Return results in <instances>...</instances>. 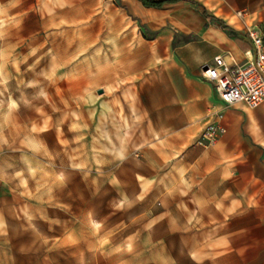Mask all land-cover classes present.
<instances>
[{
    "label": "rangeland",
    "instance_id": "rangeland-1",
    "mask_svg": "<svg viewBox=\"0 0 264 264\" xmlns=\"http://www.w3.org/2000/svg\"><path fill=\"white\" fill-rule=\"evenodd\" d=\"M70 2L0 0V264H263L254 205L191 151L217 142L156 105L157 74L209 46L199 6ZM212 8L230 38L264 34V0Z\"/></svg>",
    "mask_w": 264,
    "mask_h": 264
},
{
    "label": "crops",
    "instance_id": "crops-1",
    "mask_svg": "<svg viewBox=\"0 0 264 264\" xmlns=\"http://www.w3.org/2000/svg\"><path fill=\"white\" fill-rule=\"evenodd\" d=\"M70 3L74 11L73 20H80V0H71ZM214 3L215 0H176L165 2L160 7H148L159 11L161 7L177 4L185 7L197 5L199 15L208 22L207 31L202 34V37L209 46L205 49H195L188 58L182 57V61L181 57H173L171 65L167 69L163 68L164 75L157 74L154 89L156 105L160 106L161 96H163L175 103L174 107L182 106L186 109L183 112V118H167L163 121L200 122L198 133L213 106H217L215 109L223 110L227 129L220 135L216 145L210 149L192 148L191 151L203 152L207 155L205 164L212 171L220 173L222 189L226 191V194L235 195L237 203L253 204L257 214L254 213L252 217L259 219L258 225L262 226L261 220L264 221V102L256 107H249L243 102L224 106L215 94L212 83L201 75V66L211 62L215 55L223 54L224 59L229 62H242L252 55L253 47L247 35L241 38H230L227 35L228 30L211 18V15H214L226 22L222 14L212 8ZM18 5L19 3L12 9L13 12L20 11ZM129 60L136 62L137 66L134 69L149 65L148 57L143 58L137 54L135 57L130 54ZM165 81H172L168 82L167 89L161 88V82ZM177 83L179 88L175 86ZM171 115L181 114L173 111ZM255 234L264 236V230H259ZM262 249H264V243Z\"/></svg>",
    "mask_w": 264,
    "mask_h": 264
},
{
    "label": "built area",
    "instance_id": "built-area-1",
    "mask_svg": "<svg viewBox=\"0 0 264 264\" xmlns=\"http://www.w3.org/2000/svg\"><path fill=\"white\" fill-rule=\"evenodd\" d=\"M245 7L236 15L244 19ZM245 33L249 37L253 53L242 62H229L223 54H217L209 63L201 66V75L210 81L224 106L243 102L256 107L264 102V34L257 24L244 20ZM227 129L222 109L212 110L195 138V144L212 146Z\"/></svg>",
    "mask_w": 264,
    "mask_h": 264
},
{
    "label": "trees",
    "instance_id": "trees-1",
    "mask_svg": "<svg viewBox=\"0 0 264 264\" xmlns=\"http://www.w3.org/2000/svg\"><path fill=\"white\" fill-rule=\"evenodd\" d=\"M144 6L146 7H160L162 6L163 3L165 2H172V1H176V0H139ZM203 12L205 13V10H203ZM211 18L213 20H216L222 28L228 30V31H233L232 27L229 26L226 22H224V20L211 15Z\"/></svg>",
    "mask_w": 264,
    "mask_h": 264
},
{
    "label": "water",
    "instance_id": "water-1",
    "mask_svg": "<svg viewBox=\"0 0 264 264\" xmlns=\"http://www.w3.org/2000/svg\"><path fill=\"white\" fill-rule=\"evenodd\" d=\"M101 91V89H99V92Z\"/></svg>",
    "mask_w": 264,
    "mask_h": 264
}]
</instances>
